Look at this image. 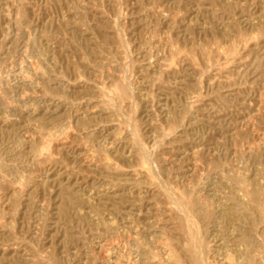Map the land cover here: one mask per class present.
<instances>
[{
    "label": "rangeland",
    "instance_id": "374dc122",
    "mask_svg": "<svg viewBox=\"0 0 264 264\" xmlns=\"http://www.w3.org/2000/svg\"><path fill=\"white\" fill-rule=\"evenodd\" d=\"M203 263L264 264V0H0V264Z\"/></svg>",
    "mask_w": 264,
    "mask_h": 264
},
{
    "label": "bare ground",
    "instance_id": "6f19581e",
    "mask_svg": "<svg viewBox=\"0 0 264 264\" xmlns=\"http://www.w3.org/2000/svg\"><path fill=\"white\" fill-rule=\"evenodd\" d=\"M259 155V154H258ZM168 192V191H167ZM173 200V199H172ZM195 225V224H194ZM251 225V224H250ZM199 250V249H198ZM200 254V253H199ZM202 254V253H201ZM251 261V260H250ZM115 263V262H114ZM249 263H251V262H249ZM204 264V263H203Z\"/></svg>",
    "mask_w": 264,
    "mask_h": 264
}]
</instances>
